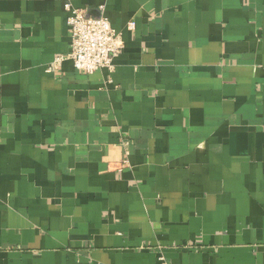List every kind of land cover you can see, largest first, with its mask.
I'll return each mask as SVG.
<instances>
[{"label": "crops", "instance_id": "1", "mask_svg": "<svg viewBox=\"0 0 264 264\" xmlns=\"http://www.w3.org/2000/svg\"><path fill=\"white\" fill-rule=\"evenodd\" d=\"M66 1L124 47L79 72ZM264 264V0H0V264Z\"/></svg>", "mask_w": 264, "mask_h": 264}, {"label": "built area", "instance_id": "2", "mask_svg": "<svg viewBox=\"0 0 264 264\" xmlns=\"http://www.w3.org/2000/svg\"><path fill=\"white\" fill-rule=\"evenodd\" d=\"M67 24L71 34V50L62 54L46 68L48 73L56 72L66 59L73 61L81 73H93L103 68H113V61L123 50L124 42L107 16H93L87 10L66 1ZM161 264H171L161 256Z\"/></svg>", "mask_w": 264, "mask_h": 264}]
</instances>
